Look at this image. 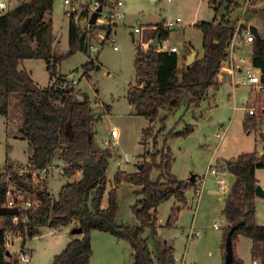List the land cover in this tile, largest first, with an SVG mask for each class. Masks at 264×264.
<instances>
[{
	"label": "trees",
	"instance_id": "obj_1",
	"mask_svg": "<svg viewBox=\"0 0 264 264\" xmlns=\"http://www.w3.org/2000/svg\"><path fill=\"white\" fill-rule=\"evenodd\" d=\"M97 1L105 3V0ZM53 3L54 0H30L13 10L0 12V116L8 118L10 97L17 94L23 113L19 132L21 138L27 141L31 168L35 171L45 170L55 158H59L65 164L63 175L66 178H71L77 172H81V178L63 185L57 198L53 199L45 185H41L45 183L33 185L29 175L19 176L15 165L5 160L3 172L10 175L22 197L16 213L0 212L3 222L0 228V264H18L9 252L5 238L7 230L12 228V218H22L24 215L29 216V221L12 228L21 237L20 247H23L26 239L38 235L43 228L59 229L75 223V228L82 230V238L70 242L62 253L54 257L52 264H90L93 231L109 233L128 241L133 252V264H175V251L166 241L162 242V253L155 255L154 259L143 235L149 231L151 237L157 236L156 209L162 203L173 199L179 205L171 209L165 224L167 228L176 223L180 207L187 205L186 192L195 187L196 181L178 180L172 174L173 153L167 141L188 136L193 127L188 125L179 132H166L164 123L169 114L160 119L161 126L157 130H154L153 123L162 110L175 113L180 108L184 112L199 108L208 90L217 85L216 77L221 62L226 58L234 22L239 16L235 13L242 6L239 0H225L224 6L220 8L218 0H209L215 14L219 12V16H215L212 22L196 26L202 34L203 55L190 66L181 67L175 53L158 52L143 48L140 44L136 46L135 81L127 90L126 100L134 108L135 115L149 123L142 130L141 144L144 149L149 141L155 149L158 145L161 148L154 154L145 152L138 163L142 167L136 172L128 174L116 171L108 192L107 207L103 209L101 201L106 191V173L112 153L109 149L100 148L95 141L94 125L99 117L92 110L89 96L74 92L72 86L68 88L70 80L58 75L57 67L78 51L88 54L89 38L96 29L105 30L108 37L112 27L89 25L81 28L69 19L68 52L66 55H56L52 51ZM28 18L30 22L22 32L21 25ZM87 18V11L79 16V20ZM240 30H246L245 25L241 24ZM157 34L160 39H166L168 32L162 25H156L154 36ZM28 59L44 60L48 78L52 82L50 86L39 88L30 73L19 68L20 63ZM94 60L89 57L83 64V77L87 80L90 79L89 72L98 68L93 65ZM251 63L260 69V83L264 87V37L255 38L252 43ZM258 103L261 104L259 115L251 114L244 118L246 133L257 132V122L264 119V95L258 99ZM102 107L108 114L109 106ZM160 137L162 143L159 142ZM263 168L264 143L261 155L256 152L243 153L227 165L228 172L235 180L222 210L228 224L223 235V264H226L225 239L231 228H234L231 235L233 253L229 264H244L236 254V242L240 236L251 240V258H259L264 262V226L256 222L253 202L258 183L255 172ZM154 172L158 173L155 180L152 179ZM124 182L139 188L135 194L140 199L131 208L138 221L135 227L117 225L115 222L118 209L116 192ZM14 200L0 181V208H6V204ZM28 200L36 204L32 208H23L21 205Z\"/></svg>",
	"mask_w": 264,
	"mask_h": 264
},
{
	"label": "rangeland",
	"instance_id": "obj_2",
	"mask_svg": "<svg viewBox=\"0 0 264 264\" xmlns=\"http://www.w3.org/2000/svg\"><path fill=\"white\" fill-rule=\"evenodd\" d=\"M6 1H8V7L1 13L13 10L20 4L30 0ZM121 1L123 6L120 11L124 16L112 28L113 41L108 39L104 44H100L95 53L89 51L88 54H85L78 51L64 59L57 67L58 75L64 76L68 80L71 76L77 80V84L74 86L69 81L68 88L72 86L74 92H78V94L86 92L91 100L93 112L98 117L102 116L94 125L95 141L100 148L109 149L112 153L106 173V191L102 198L105 205L108 203V192L113 185L116 171L121 170L128 174L134 173L137 171L136 163L141 162V160L137 162L139 156H143L147 151L154 154L161 148V145H158L155 149L149 141L146 149H144L141 144L142 130L148 126V122L142 117L131 115L132 110L125 98L129 85H133L135 81V46L140 44L143 48H146L153 40L156 25H162L164 29V25L168 22L180 23L181 27L168 31L167 41L171 45L179 46L181 53L178 56H182L180 62L183 61V58L185 61L180 66H187L189 65L187 58L191 53L186 52L183 56L184 49L182 47L189 43L193 49L201 54L202 34L196 26L203 22H212L215 16H219V12L215 14L209 0ZM224 1L218 0V3H221L220 8L224 6ZM243 3L240 5L243 7L247 4L245 8L248 13L250 11L260 12L264 8V0L259 2L244 0ZM82 8L83 6L80 7V10ZM51 20L53 34L58 40L52 51L56 55H66L68 52L69 17L66 14L63 0H54ZM262 22L263 26H261L264 29V18ZM136 23L139 24L140 33L133 32ZM81 25L83 28L85 27V20H81ZM97 34V30L91 33L90 44L97 42ZM250 55L247 54L248 58L245 64H248ZM89 57L95 59L93 65H99V68L90 71V79L87 80L85 76L83 77V64L89 60ZM19 68L28 69L39 88L44 89L49 85L44 60H24ZM221 76L223 80L218 90H208L199 108L187 112L180 108L175 113L162 110L159 113V118L153 123L154 130H157L161 126L160 119L169 114L164 123L166 132L172 130L179 132L188 125L193 127L191 134L179 138H170L167 145L173 153L172 174L178 180L184 181L188 180L190 176H195L196 180L200 181V185H195L196 190L195 187H191L186 192L187 205L180 207L177 221L172 227H165V223L171 209L179 205L173 199H170L158 206L157 231L159 236L158 238L151 236L148 238L149 247L154 258L155 255L162 253V242L166 240L175 247L180 258L184 257L187 264H223L224 251L222 246L225 220L222 215V208L224 198L219 200V197L215 195L214 191L218 186L217 177L210 173L209 168L210 166L216 167L217 175H221L230 184L233 178L227 170L228 164H226V161H233L243 153L256 152L259 154L262 151L260 134L255 131L246 133L243 128V121L245 116L249 115L247 108H253L254 115H259L261 104L258 103V99H262L264 90L253 89L252 86L248 85L234 87L230 82V74L224 73ZM217 86L218 84L213 89H216ZM251 89H253L252 92ZM251 100L252 102L256 101V103L251 105ZM13 105L12 102L10 105L11 113H9L12 125L9 126V131H6V123L3 117L0 116V173L4 169L6 159L12 162L16 169L28 165V145L24 140L19 139V128L23 116L17 115L12 107ZM104 105L110 108L108 114L102 107ZM257 127V131H264V119L257 122ZM112 128H117L119 131V139L115 144L111 143L110 131ZM223 130H226L224 135L221 133ZM218 134L222 135V139L217 137ZM104 140L105 143H103ZM159 142L162 143L161 137ZM126 157L128 162L125 161ZM58 173L59 171H55L49 177L48 186L47 182L41 184L42 186L45 185L52 198L57 197L59 189L66 183L61 177H58ZM157 176L158 173L154 172L152 179L155 180ZM256 179L264 192V168L256 170ZM138 189V187L125 182L118 188L116 192L118 209L115 220L118 224L130 227L138 226V221L131 211L132 206L140 199V196L135 194ZM196 193L201 195L197 207L194 201ZM255 205L256 222L264 226V196L256 197ZM194 210L197 211L196 214H194ZM191 224L200 232L201 237L187 243L186 230ZM1 225L2 219H0V227ZM214 226H217V228L219 226L220 229H214ZM51 232L52 229L43 228L38 238L33 237L31 241L29 238L26 239L25 247L34 251L32 255L33 263L36 262L38 251L45 248L43 243L47 245L49 240L53 239L52 236L67 235L63 228L55 235H52ZM92 233L93 255L90 260L91 264H114L117 258L119 264H133L131 245L128 241L122 245H117L114 241L110 247L109 242L105 244L107 239L104 236L107 233L94 231L96 236L94 238H92ZM98 235L101 237L97 238ZM148 236L149 232H145L143 235L144 238ZM38 242L40 243L39 247L36 246ZM18 245L14 243L13 246L8 245L7 247L13 253L14 259H16ZM249 248V239L239 237L236 242V254L244 264H250L251 261ZM103 250H110V254L104 262L102 261ZM176 260L178 261H176V264H184L181 261L179 262V257Z\"/></svg>",
	"mask_w": 264,
	"mask_h": 264
},
{
	"label": "built area",
	"instance_id": "obj_3",
	"mask_svg": "<svg viewBox=\"0 0 264 264\" xmlns=\"http://www.w3.org/2000/svg\"><path fill=\"white\" fill-rule=\"evenodd\" d=\"M64 7L66 9V14L69 17V19H72L74 25L79 26L81 28V20H79V16L82 12L87 11L88 12V18L83 19L85 20L86 25L88 24V19L90 15L99 7L101 6L102 9L99 12L98 18L96 19V23L94 25L96 26H103L105 28L114 27L116 21L123 18V13L120 11V8L122 7V1L121 0H105L104 4H100L97 0H63ZM83 6L82 10H80V7ZM8 7V1L6 0H0V12L4 11ZM181 27L180 23H173L168 22L164 25V30L169 31L170 29ZM100 32L97 34V42L99 45L104 42H106L108 39H111L113 41L112 37V29L109 33V36L106 37V31L101 30L98 28ZM140 27L139 24L136 23L133 27L134 33H140ZM255 35L249 31V28L246 30H240V25H236L234 27L233 35L230 39L229 46L226 50V58L224 61L221 62V68L218 72L217 76H220L224 73H228L231 75V80L234 81L233 85H248L252 86L253 89L257 90H264V87L260 83V69L252 66V64H245L246 60L245 57L247 54L252 53V43L255 40ZM90 39V38H89ZM95 42V41H94ZM152 42V40H151ZM150 42V43H151ZM149 43V44H150ZM149 44L146 48H149ZM185 48V45L183 46V49ZM89 51L94 50L96 51L97 48L94 47V44L89 43L88 47ZM116 49V48H114ZM158 52H167V53H175L177 56L179 55L180 49L178 46L171 45L167 39H160L158 42ZM97 52V51H96ZM182 57V56H181ZM181 57L178 56L179 64L182 66V63H185L184 58L183 61L180 62ZM184 66V65H183ZM69 80L71 81V85L74 86L77 84V80H75L73 77H70ZM251 89V92L252 90ZM251 95V94H250ZM76 97L78 99H81V96L76 94ZM255 102V101H254ZM251 105H253V102L251 100ZM248 114H254L253 108H247ZM10 116V115H9ZM8 116V130L9 126L12 125L10 123V117ZM222 134H224V130L221 131ZM110 137H111V143H116L118 137H119V131L117 128H112L110 131ZM219 139H222V135H217ZM49 168V167H48ZM45 169V170H48ZM63 168L64 164L61 166L60 175H63ZM210 173L212 175H215L217 177V189L216 192L218 194H224L228 195L230 192V189L227 187L223 177L221 175H217V168L210 166ZM43 170V171H45ZM16 172L19 176H25L29 175L31 178V182L33 185H38L40 183H43L44 180H46V174L41 175L40 170H33L31 166L28 164L24 168L16 169ZM0 181L5 185V189L7 193L11 194L12 197L15 199L14 201H9L6 204V209H16L18 211V206L20 207L19 203L22 197V193L20 189L16 186V183L11 179L9 174L4 173L3 171L0 173ZM196 185H200V181L196 180ZM196 203L199 201V193H196V199H194ZM36 202H31L30 200L26 201L21 205L23 208H32L33 205H35ZM29 221V216L24 215L22 218H19L18 216H14L12 218V228L18 227V225L22 222L23 224L27 223ZM10 228L6 232V244L7 247L13 246L16 241H21L20 235H16L14 233V230ZM214 229H217V226H214ZM199 236V232L195 231L191 228L190 233L188 234V241H191ZM32 251L28 248H26L24 245L23 247H20V250L18 251L16 255V261L18 264L23 263L27 264L32 258ZM250 264H264L259 258L251 259Z\"/></svg>",
	"mask_w": 264,
	"mask_h": 264
},
{
	"label": "crops",
	"instance_id": "obj_4",
	"mask_svg": "<svg viewBox=\"0 0 264 264\" xmlns=\"http://www.w3.org/2000/svg\"><path fill=\"white\" fill-rule=\"evenodd\" d=\"M244 1V0H243ZM243 1L242 0H239V3L240 4H242L243 3ZM247 1H249V0H247ZM252 1V0H251ZM254 2H259V1H262V0H253ZM244 4V3H243ZM122 6H123V4H122ZM247 6V4H245L243 7H241V9L237 12V13H235V14H238L239 12H240V14H239V16H238V19H236V16L237 15H235V19H236V22H234L235 24V26L236 25H245V27H246V29H248L249 28V26H254V28H256V30H257V33L259 34V36H260V38H263L264 37V29L262 28V26H263V22H262V19L264 18V12L262 11V9H261V11L259 12H257V11H250V13H248V12H246L247 11V9L245 8ZM249 8V7H248ZM247 14V15H246ZM119 21V20H118ZM118 21H116V22H118ZM262 25V26H261ZM116 26V23H115V25H114V27ZM98 32H100V30L99 29H96ZM262 31V32H261ZM53 36H54V42H53V45H52V49H54L55 48V45H56V43H57V38H56V36L53 34ZM168 36H169V33H168V35H167V38H168ZM166 38V39H167ZM166 39H164V40H166ZM188 45H185V48H184V50H183V56L186 54V52L188 53V52H190V53H192L193 51L194 52H196V59H200L201 57H202V55H203V50H201V54L199 53V52H197L195 49H193V47H191V45L189 44V43H187ZM138 45V44H137ZM136 45V46H137ZM99 46V43L98 42H95L94 43V47L95 48H97ZM136 46H135V51H136ZM178 48H179V46H178ZM183 48V47H182ZM98 49V48H97ZM116 50V49H115ZM97 51V50H96ZM96 51H94V50H90V52H93V53H95ZM249 54H251L250 55V58L248 59L249 61H248V64H252L251 63V59H252V53H249ZM190 57V56H189ZM189 57L187 58V62H188V60H189ZM248 58V56H246L245 57V60ZM29 60V59H28ZM24 61V60H23ZM21 64V63H20ZM20 66V65H19ZM96 66H98V68H99V65H96ZM22 69H25L26 71H28L29 73H30V71L28 70V69H26V68H22ZM30 75H31V73H30ZM64 77V76H63ZM71 77V76H70ZM31 78H32V76H31ZM33 79V78H32ZM49 79V78H48ZM222 76L220 77V76H217L216 77V82H217V84H218V86H217V88L216 89H211V90H214V91H216V90H218V88H219V86H220V84H221V82H222ZM35 82V81H34ZM230 82H231V84L233 85V83H234V81H232V80H230ZM36 83V82H35ZM51 81L49 80V85L48 86H50L51 85ZM47 86V87H48ZM130 86V85H129ZM234 86V85H233ZM237 86H247V85H236V86H234V87H237ZM210 90V89H209ZM84 93V92H83ZM86 93V92H85ZM208 93V92H207ZM125 98H126V96H125ZM13 102V108H14V110L16 111V113H17V115H19L20 117H21V115L23 116V113H22V107H21V105H20V101H19V97H18V95L17 94H13V95H11V97H10V105L12 104V102ZM128 103V102H127ZM129 105V104H128ZM129 107L131 108V115H134V116H136V117H139V116H137V115H135V113H134V108L132 107V106H130L129 105ZM9 113H11L10 111H9ZM9 115V114H8ZM1 117H3V120L5 121V123H6V129L8 130V127H7V117H4V116H1ZM102 117V116H101ZM101 117H99V119L101 118ZM23 118V117H22ZM22 121V120H21ZM149 124V123H148ZM6 130V131H7ZM225 132H226V130H224V134H225ZM259 134H260V137H261V143H262V146H263V143H264V131H262V132H260V130H258L257 131ZM223 134V135H224ZM18 139V138H17ZM19 139H22V140H24L26 143H27V141L25 140V139H23V138H20V136H19ZM118 139H119V137H118ZM106 141L104 140L103 141V143H105ZM115 144V143H114ZM28 145V144H27ZM28 149H29V147H28ZM262 154V151L258 154V155H261ZM29 155V154H28ZM27 159H28V156H27ZM139 160H142V158H141V156H139L138 157V160H137V162L139 161ZM125 161L126 162H128V158L126 157L125 158ZM229 161H231V160H229ZM109 162V161H108ZM227 162V161H226ZM27 163H28V161H27ZM29 164V163H28ZM62 164H64V162L61 160V159H59V158H55L53 161H52V163L50 164V166H49V168H48V170H45V171H43V170H40V174L41 175H43V174H46V180H44L43 181V183H46L47 182V186H48V180H49V177L51 176V175H53V173H55V171H59V173L57 174L58 175V177H61L64 181H66V183H72V182H74V181H78L80 178H81V172H77L75 175H73L71 178H66L64 175H60V170H61V166H62ZM64 166H65V164H64ZM108 166H109V164H108ZM137 166H138V163H136V168H137ZM4 167V166H3ZM138 170V169H137ZM136 172V171H135ZM231 175V174H230ZM232 176V178H233V181H232V183H228L224 178V181H225V183H226V185H227V187L229 188V189H231V186H232V184H233V182H234V180H235V178H234V176L233 175H231ZM255 177H256V172H255ZM257 182H258V180H257ZM65 183V184H66ZM64 184V185H65ZM257 185H259V182L257 183ZM59 191H60V189H59ZM59 193V192H58ZM214 193H215V195L216 196H218L219 197V200H221L222 198H224V203H225V199H226V195H224V194H218L217 192H216V190L214 191ZM264 193V192H263ZM49 195H50V193H49ZM57 196H58V194H57ZM264 196V195H263ZM200 197H201V195H200V193H199V201H200ZM256 197H260V195H255V197H254V205H255V199H256ZM57 198V197H56ZM56 198H53V199H56ZM195 201V200H194ZM199 201H198V203H196V207L199 205ZM196 202V201H195ZM106 203V202H105ZM223 203V204H224ZM107 204L108 203H106V205L104 204V202H103V200L101 201V208H103V209H105L106 207H107ZM223 207H224V205H223ZM255 209H256V205H255ZM157 210V209H156ZM181 210V209H180ZM222 210H223V208H222ZM196 210H194V214H196ZM223 215V214H222ZM223 218H224V216H223ZM116 220V219H115ZM225 220V219H224ZM116 222V221H115ZM2 224H3V222H2ZM116 224L117 225H120V224H118L117 222H116ZM157 224H158V221H157ZM166 224V223H165ZM215 225H217V224H215ZM228 224H227V222L225 221V226H224V228H223V235H224V230H225V228H226V226H227ZM1 227H2V225H1ZM0 227V228H1ZM158 227V226H157ZM73 228H75V223L74 224H72V225H70V226H68V227H65V228H63V229H65V231L67 232V235L66 236H52V238L53 239H51V240H49V242H48V244L46 245L45 243H43V245L45 246V248H43L42 250H39L38 251V255H37V258H36V262L35 263H33V261H32V258H31V260L29 261V263H27V264H52V262H53V259H54V257L55 256H57V255H59L60 253H62L64 250H65V248L67 247V245L70 243V242H72L73 240H76V239H81L82 238V234H73L72 233V229ZM191 228L192 229H194L195 231H197L195 228H194V226H193V224H191L188 228H187V230H186V239H187V243H190V242H192L193 240H191V241H188V234L190 233V230H191ZM60 229H62V228H59V229H52V235H55ZM218 230L220 229V227L218 226V228H217ZM158 230V229H157ZM149 231H146V233H148ZM199 232V231H198ZM40 233H41V230L39 231V233H38V235H35V236H32V237H30L29 238V240L31 241V238H38L39 236H40ZM107 235H109V236H107ZM107 235H105L104 237L107 239L106 240V242H105V244L106 243H110V247L112 246L111 244L112 243H114V241H115V244H117V245H122L124 242H126L125 240H120V239H118V238H116L115 236H113V235H111V234H109V233H107ZM150 234H149V236L147 237V238H145L146 240H147V242H148V238H150ZM158 236H159V233H158V231H157V238H158ZM94 237H96L95 236V233H94V231H93V233H92V238H94ZM98 237H101L100 235H98L97 236V238ZM201 237V235H200V232H199V236L197 237V238H200ZM240 237H242V236H240ZM196 239V238H195ZM247 239H249V238H247ZM165 240V239H164ZM166 241V240H165ZM249 241H250V248H249V253H250V250H251V246H252V242H251V240L249 239ZM91 243L93 244V242H92V239H91ZM166 243L170 246V247H172L173 249H174V251H175V253H174V258H175V264H176V259H178V257H179V262L181 261V262H183L184 264H187V263H185V261H184V257H182V258H180V255L179 254H177L176 253V249H175V247L174 246H172V245H170L169 244V242H167L166 241ZM16 244L18 245L19 244V241H16ZM40 243L38 242L37 244H36V246L37 247H39L40 245H39ZM148 245H149V243H148ZM24 246H25V244H24ZM29 249V248H28ZM20 250V244L17 246V248H16V255H17V253H18V251ZM31 250V249H30ZM131 250H132V248H131ZM32 251V253L34 254V251L33 250H31ZM110 250H103V253H104V255L102 256V261L104 262L105 261V259H106V257L110 254V252H109ZM10 252V251H9ZM11 253V252H10ZM12 255H13V253H11ZM92 255H93V245H92ZM132 256H133V252H132ZM250 257H251V253H250ZM155 259V258H154ZM241 259V258H240ZM252 259V258H251ZM91 260V259H90ZM178 262V261H177ZM251 262V261H250ZM106 263V262H105ZM119 264V262H118V258L115 260V263L114 264ZM90 264H91V262H90Z\"/></svg>",
	"mask_w": 264,
	"mask_h": 264
},
{
	"label": "water",
	"instance_id": "obj_5",
	"mask_svg": "<svg viewBox=\"0 0 264 264\" xmlns=\"http://www.w3.org/2000/svg\"><path fill=\"white\" fill-rule=\"evenodd\" d=\"M101 9H102V7L99 6V7H98V8H97V9H96V10L90 15V17H89V19H88V24H89V25H94V24L96 23V19L98 18V15H99V12L101 11ZM29 22H30V19L28 18V19H26L25 22L21 25V31H22V32L25 31V29H26L27 25L29 24ZM249 31L255 35L256 39H259V38H260V36H259V34L257 33V30H256V28H254V26H249ZM159 40H160L159 35H158V34L155 35V36L153 37L152 42L149 44V49H151V50H157ZM196 55H197V54H196V52H194V51L191 53V55H190V57H189V60H188V64H189V65H187V66H190V65H192V64L195 62V60H196ZM230 163H231V161H227V162H226V164H230ZM141 167H142V164H139V165L137 166V169L139 170ZM194 180H195V176H190L189 181H190V182H194ZM255 194L260 195V196H263V195H264V193H263L262 188L260 187V185H257V186L255 187ZM0 212H1V213H16V209L0 208ZM233 231H234V228H231L230 231L227 233V235H226V239H225V252H226V253H225V263H226V264H229V263H231V261H232V253H233V252H232V241H231V235H232ZM81 232H82V230H81L80 228H78V227L72 229V233H73V234H81Z\"/></svg>",
	"mask_w": 264,
	"mask_h": 264
}]
</instances>
